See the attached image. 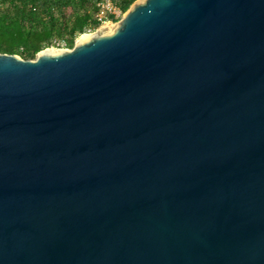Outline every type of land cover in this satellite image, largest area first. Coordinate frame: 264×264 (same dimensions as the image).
Wrapping results in <instances>:
<instances>
[{
  "label": "water",
  "instance_id": "95a60500",
  "mask_svg": "<svg viewBox=\"0 0 264 264\" xmlns=\"http://www.w3.org/2000/svg\"><path fill=\"white\" fill-rule=\"evenodd\" d=\"M109 23L0 54V264H264V0Z\"/></svg>",
  "mask_w": 264,
  "mask_h": 264
},
{
  "label": "trees",
  "instance_id": "16d2710c",
  "mask_svg": "<svg viewBox=\"0 0 264 264\" xmlns=\"http://www.w3.org/2000/svg\"><path fill=\"white\" fill-rule=\"evenodd\" d=\"M103 1L0 0V54L32 60L45 48L71 49L78 36L102 25L96 15ZM108 1L122 15L136 0Z\"/></svg>",
  "mask_w": 264,
  "mask_h": 264
},
{
  "label": "built area",
  "instance_id": "2783aa9c",
  "mask_svg": "<svg viewBox=\"0 0 264 264\" xmlns=\"http://www.w3.org/2000/svg\"><path fill=\"white\" fill-rule=\"evenodd\" d=\"M108 15L114 16V17H121L120 12L118 10H116L110 3L108 0H104L100 5H99V10L98 13L96 15V18L98 21H100L102 24L106 23V22H110L107 21V17Z\"/></svg>",
  "mask_w": 264,
  "mask_h": 264
},
{
  "label": "bare ground",
  "instance_id": "6f19581e",
  "mask_svg": "<svg viewBox=\"0 0 264 264\" xmlns=\"http://www.w3.org/2000/svg\"><path fill=\"white\" fill-rule=\"evenodd\" d=\"M115 27H116L115 25H113V24H111L109 22H106V23L102 24V26L99 29V32L100 33H104V34H109V33H112L113 32V30L115 29ZM90 37H91V35H84V36L80 37L77 40V42L78 43L79 42H84V41L88 40ZM50 52L55 53L54 51H50Z\"/></svg>",
  "mask_w": 264,
  "mask_h": 264
},
{
  "label": "rangeland",
  "instance_id": "374dc122",
  "mask_svg": "<svg viewBox=\"0 0 264 264\" xmlns=\"http://www.w3.org/2000/svg\"><path fill=\"white\" fill-rule=\"evenodd\" d=\"M65 49V48H64Z\"/></svg>",
  "mask_w": 264,
  "mask_h": 264
}]
</instances>
